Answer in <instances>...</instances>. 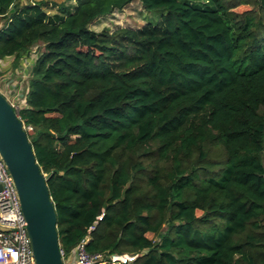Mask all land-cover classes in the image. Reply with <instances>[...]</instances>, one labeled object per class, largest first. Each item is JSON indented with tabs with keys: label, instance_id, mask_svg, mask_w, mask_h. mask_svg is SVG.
Instances as JSON below:
<instances>
[{
	"label": "trees",
	"instance_id": "16d2710c",
	"mask_svg": "<svg viewBox=\"0 0 264 264\" xmlns=\"http://www.w3.org/2000/svg\"><path fill=\"white\" fill-rule=\"evenodd\" d=\"M133 1L159 20L90 28ZM240 1L0 0V59L40 45L15 111L64 256L264 264V0Z\"/></svg>",
	"mask_w": 264,
	"mask_h": 264
},
{
	"label": "water",
	"instance_id": "95a60500",
	"mask_svg": "<svg viewBox=\"0 0 264 264\" xmlns=\"http://www.w3.org/2000/svg\"><path fill=\"white\" fill-rule=\"evenodd\" d=\"M0 155L12 176L35 264H64L48 180L35 157L23 122L0 92Z\"/></svg>",
	"mask_w": 264,
	"mask_h": 264
},
{
	"label": "built area",
	"instance_id": "2783aa9c",
	"mask_svg": "<svg viewBox=\"0 0 264 264\" xmlns=\"http://www.w3.org/2000/svg\"><path fill=\"white\" fill-rule=\"evenodd\" d=\"M29 58L28 63L32 60ZM1 59L0 65L3 64ZM9 90V86L0 77V92L14 109L24 105L25 98L18 102L10 98ZM25 225L16 187L0 155V264H35ZM87 239V236L82 239L68 256H64L60 249L64 264H121L130 263L136 258V254H112L104 257L101 253H89L85 248Z\"/></svg>",
	"mask_w": 264,
	"mask_h": 264
},
{
	"label": "rangeland",
	"instance_id": "374dc122",
	"mask_svg": "<svg viewBox=\"0 0 264 264\" xmlns=\"http://www.w3.org/2000/svg\"><path fill=\"white\" fill-rule=\"evenodd\" d=\"M47 3V11L52 13L56 10L57 4L62 2L63 0H44ZM238 0H229L231 3H237ZM240 1V0H239ZM250 0H245L244 2L240 1L234 8V11H243L245 9H250L252 7ZM161 15L160 10H146L140 6L137 1H133L128 6L123 8L122 10H116L111 14L103 15L95 19L91 24L90 28L93 30H100L102 28H107L110 31L117 27L122 26H132L138 27L144 23H156ZM2 20L0 19V24ZM40 48V45L38 46ZM38 47L31 48L30 56L32 58V62L34 61L33 58L36 57ZM36 53V54H35ZM30 61V63H32ZM29 67V66H28ZM24 98H22L23 100ZM28 131L30 129L28 128ZM149 237H152L151 233H148ZM114 264V263H112Z\"/></svg>",
	"mask_w": 264,
	"mask_h": 264
},
{
	"label": "crops",
	"instance_id": "0c3cea01",
	"mask_svg": "<svg viewBox=\"0 0 264 264\" xmlns=\"http://www.w3.org/2000/svg\"><path fill=\"white\" fill-rule=\"evenodd\" d=\"M24 2L25 0H20ZM29 56H21L15 59L13 56L2 58L0 65V77L9 86L10 98L19 102L25 97L27 81L30 75L32 63H28ZM32 61V60H31ZM29 66V67H28Z\"/></svg>",
	"mask_w": 264,
	"mask_h": 264
}]
</instances>
